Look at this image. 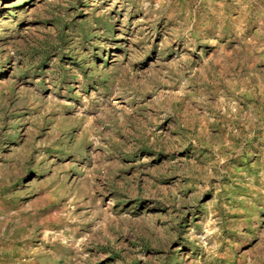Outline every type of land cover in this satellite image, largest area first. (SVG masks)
Returning a JSON list of instances; mask_svg holds the SVG:
<instances>
[{"label":"rangeland","instance_id":"obj_1","mask_svg":"<svg viewBox=\"0 0 264 264\" xmlns=\"http://www.w3.org/2000/svg\"><path fill=\"white\" fill-rule=\"evenodd\" d=\"M0 264H264V0H0Z\"/></svg>","mask_w":264,"mask_h":264}]
</instances>
